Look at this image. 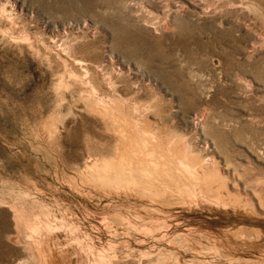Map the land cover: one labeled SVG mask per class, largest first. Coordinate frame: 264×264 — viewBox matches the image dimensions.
<instances>
[{"label": "rangeland", "instance_id": "rangeland-1", "mask_svg": "<svg viewBox=\"0 0 264 264\" xmlns=\"http://www.w3.org/2000/svg\"><path fill=\"white\" fill-rule=\"evenodd\" d=\"M0 264H264V0H0Z\"/></svg>", "mask_w": 264, "mask_h": 264}, {"label": "bare ground", "instance_id": "bare-ground-1", "mask_svg": "<svg viewBox=\"0 0 264 264\" xmlns=\"http://www.w3.org/2000/svg\"><path fill=\"white\" fill-rule=\"evenodd\" d=\"M141 138L139 140H137L136 138L132 137V140H130L129 145H128L129 149L134 150V151H140V150H142V151L144 150L145 151L146 150L148 154L157 153L154 150L153 151L147 150V143L144 140H142ZM152 160H155V161H152L151 167L146 168V169L145 168L142 169L141 166L133 164L129 160V158L127 157L126 152H124V150L122 149L121 150V159H120V162L118 164H114V163H111V162L108 163L107 162L106 167H105L107 169L106 171H103L104 170L103 169V170L96 171L94 173L92 172L93 174L92 173L91 174L94 176V178L96 177L98 180H101L102 182L103 181L111 182V184L112 183H120L121 184L123 182L122 184H125L124 182H127V181L139 180L141 178V176H142L141 174L143 173L144 177L147 178V179L144 182L143 186H145V187L142 190L144 192H148V190L155 191L154 193H156L157 188H155L156 186H154V183H153L154 181H152V179L155 180L154 178H157V177H162V178H164V179H166L168 181H171L172 184L175 183L179 187H188V188L192 187V182H193L194 178L195 179L197 178V180L200 181L199 178H198L199 176L194 177V178L187 176V174H185L183 170H182L183 172H181L179 170V166L172 165L173 162L170 163V161H168V159H166L163 156H159L157 160L156 159H152ZM89 167H91V166H89ZM185 167H187V166H185ZM189 167L191 168V166H189ZM100 169H102V167ZM95 170H97V168ZM190 172H191V169H190ZM190 172H189V174H190ZM191 175H192V173H191ZM156 182L159 183L158 179H157ZM188 188H186V189H188ZM161 194H162V192H161Z\"/></svg>", "mask_w": 264, "mask_h": 264}]
</instances>
